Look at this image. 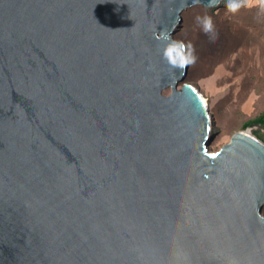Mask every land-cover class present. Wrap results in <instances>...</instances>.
<instances>
[{
	"label": "water",
	"instance_id": "water-1",
	"mask_svg": "<svg viewBox=\"0 0 264 264\" xmlns=\"http://www.w3.org/2000/svg\"><path fill=\"white\" fill-rule=\"evenodd\" d=\"M221 1L0 0V264H264V143L163 56Z\"/></svg>",
	"mask_w": 264,
	"mask_h": 264
},
{
	"label": "rangeland",
	"instance_id": "rangeland-1",
	"mask_svg": "<svg viewBox=\"0 0 264 264\" xmlns=\"http://www.w3.org/2000/svg\"><path fill=\"white\" fill-rule=\"evenodd\" d=\"M226 5L222 0L213 8L185 9L172 33L194 52L195 63L188 65L183 82L195 87L207 103L211 119L207 145L213 153L240 131L257 138L264 133L257 126L244 127L264 112V0H243L234 13ZM205 18L213 24L210 36L196 23ZM162 93L168 95L170 89ZM260 212L264 215V205Z\"/></svg>",
	"mask_w": 264,
	"mask_h": 264
},
{
	"label": "clouds",
	"instance_id": "clouds-1",
	"mask_svg": "<svg viewBox=\"0 0 264 264\" xmlns=\"http://www.w3.org/2000/svg\"><path fill=\"white\" fill-rule=\"evenodd\" d=\"M243 6V0H227V9L229 12H237ZM197 25L203 30L206 36L213 33V24L211 19L205 18L203 20L197 19ZM180 42H173L167 45L163 50L164 58L169 62L173 68L182 69L187 67L190 63H195L194 52L191 46L187 45L180 47Z\"/></svg>",
	"mask_w": 264,
	"mask_h": 264
},
{
	"label": "trees",
	"instance_id": "trees-1",
	"mask_svg": "<svg viewBox=\"0 0 264 264\" xmlns=\"http://www.w3.org/2000/svg\"><path fill=\"white\" fill-rule=\"evenodd\" d=\"M259 125L260 129L264 131V112L258 115L256 118L249 120L247 123H245L244 127L247 128L251 125ZM263 143H264V133L263 137H258Z\"/></svg>",
	"mask_w": 264,
	"mask_h": 264
},
{
	"label": "bare ground",
	"instance_id": "bare-ground-1",
	"mask_svg": "<svg viewBox=\"0 0 264 264\" xmlns=\"http://www.w3.org/2000/svg\"><path fill=\"white\" fill-rule=\"evenodd\" d=\"M201 97H202V95H201ZM202 99L204 100V98L202 97ZM205 101V100H204ZM205 103H206V101H205ZM206 105H207V103H206Z\"/></svg>",
	"mask_w": 264,
	"mask_h": 264
}]
</instances>
